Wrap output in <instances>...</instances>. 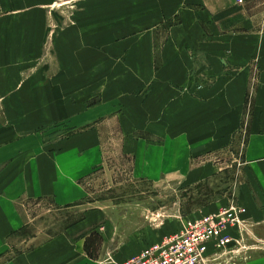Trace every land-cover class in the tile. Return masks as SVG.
<instances>
[{"label": "crops", "instance_id": "1", "mask_svg": "<svg viewBox=\"0 0 264 264\" xmlns=\"http://www.w3.org/2000/svg\"><path fill=\"white\" fill-rule=\"evenodd\" d=\"M130 6L142 12V34L123 41V54L116 55L123 58L122 65L112 60L110 69L96 71V79L104 77L107 86L100 88L93 107L86 99L66 103L71 86L64 102L54 91L52 101L47 100L52 104L32 103V111L46 115L40 122L31 116L38 127L65 122L75 129L69 147L53 151L41 135L22 136L0 147V259L28 224L20 209L24 201L51 199L65 210L87 205L85 182L91 171L105 166L102 147L116 163L119 157L131 159L141 179L162 183L181 178L195 185L210 179L219 166L193 165L192 151L201 142L224 151L231 140L244 138L238 134L243 126L246 149L239 166L249 176L242 189L251 201L249 216L264 223V8L253 10L249 0H135ZM110 54L104 47L100 58L110 59ZM73 56L82 61L79 53ZM66 63L62 61L63 69ZM251 93L256 95L254 102L248 101ZM91 124L94 129L85 128ZM116 140L121 142L120 156L112 145L104 147ZM84 212L62 233L0 264L84 263L87 233L99 225L96 217L108 222L110 216ZM157 232L159 238L170 234ZM105 236L106 242H114L113 236ZM142 238L149 243L152 237L143 233ZM131 243L122 245L118 239L113 244L120 259L140 252Z\"/></svg>", "mask_w": 264, "mask_h": 264}, {"label": "rangeland", "instance_id": "2", "mask_svg": "<svg viewBox=\"0 0 264 264\" xmlns=\"http://www.w3.org/2000/svg\"><path fill=\"white\" fill-rule=\"evenodd\" d=\"M4 1L7 4L0 0V147L29 135L43 136L44 143L51 145L53 151L64 145L69 147L75 129L65 122L38 127L31 116L42 121L46 115L32 111L33 101L47 105L50 103L47 100L52 101L56 91L61 102L70 94L71 100L66 103L86 99L85 104L93 107L96 94L107 86L104 77L96 79V71L110 69L112 60L122 65L123 58L116 55L123 54V41L142 34L139 27L143 22L138 23V19L142 20V12L132 10L130 3L135 0ZM249 2L253 10L264 8V0ZM104 47L111 53L110 59L100 58ZM76 53L81 55L82 61L76 62L73 56ZM62 61L67 62L65 69L61 66ZM78 80L80 83L74 84ZM249 95L248 101L254 102L256 95ZM251 116L248 114V118ZM85 128L92 130L95 124ZM85 128L76 133L84 132ZM118 129L120 136L122 129L120 126ZM246 132V126H243L238 134L244 138L231 140L224 151L199 143L192 151L193 165L194 162L195 165L211 163L219 167L210 179L195 185L182 183L181 178H169L170 182L162 183L141 179L134 173L131 159L119 157L115 159L118 160L116 163L114 158L105 156L108 151L102 147L106 167L91 171L86 179L87 205L65 210L51 199L24 201L20 209L28 224L11 239L9 250L0 262L26 253L48 237L62 233L87 210L110 216L108 222L101 215L96 217L99 225H94L86 237L88 257L82 260L84 263L77 264H125L149 244L174 235L178 228L184 229L199 217L212 214L215 208L223 209L236 203L247 210L251 201L242 188L249 174L242 165L239 166L240 162L243 164ZM110 145L120 156L121 142H109L104 147ZM197 150L203 152L198 155ZM218 151L224 153L217 157L214 153ZM105 168L113 173L104 171L103 175L101 170ZM249 215L247 210L245 219L251 225L253 236H247L246 248L232 254H217L210 248L205 264H264V223L256 222ZM160 230L170 234L159 238L157 231ZM143 233L152 237L149 243L139 239ZM104 235L107 239L113 236L114 242H106ZM33 237L40 239L33 240ZM118 239H122V245L131 240V247L140 252L120 259V252L113 247Z\"/></svg>", "mask_w": 264, "mask_h": 264}, {"label": "built area", "instance_id": "3", "mask_svg": "<svg viewBox=\"0 0 264 264\" xmlns=\"http://www.w3.org/2000/svg\"><path fill=\"white\" fill-rule=\"evenodd\" d=\"M246 213L245 208L231 203L145 248L125 264H205L208 248L217 254L240 252L246 248L247 236H253Z\"/></svg>", "mask_w": 264, "mask_h": 264}, {"label": "bare ground", "instance_id": "4", "mask_svg": "<svg viewBox=\"0 0 264 264\" xmlns=\"http://www.w3.org/2000/svg\"><path fill=\"white\" fill-rule=\"evenodd\" d=\"M209 249H210V248H208V250L205 252V258H206L207 254H208V252H209Z\"/></svg>", "mask_w": 264, "mask_h": 264}]
</instances>
